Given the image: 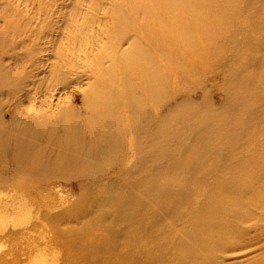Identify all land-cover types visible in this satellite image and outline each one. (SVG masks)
<instances>
[{
  "label": "rangeland",
  "instance_id": "374dc122",
  "mask_svg": "<svg viewBox=\"0 0 264 264\" xmlns=\"http://www.w3.org/2000/svg\"><path fill=\"white\" fill-rule=\"evenodd\" d=\"M177 28L186 54L162 44ZM140 46L175 73H136ZM165 76L160 95L143 89L146 78ZM89 117L111 121L101 138L117 148L87 163L79 180L63 172L80 168L75 152L86 151L66 152L59 133L60 160L31 167L29 153L4 157L16 133L29 141V130L88 127ZM114 124L127 133L109 140ZM0 135V264H81L85 236L103 229L87 227L66 245L57 227L88 226L80 201L107 183L111 210L125 183L146 184L154 205L171 206L135 221L136 246L158 257L151 264H264V0H0ZM118 239L120 247L126 237Z\"/></svg>",
  "mask_w": 264,
  "mask_h": 264
},
{
  "label": "bare ground",
  "instance_id": "6f19581e",
  "mask_svg": "<svg viewBox=\"0 0 264 264\" xmlns=\"http://www.w3.org/2000/svg\"><path fill=\"white\" fill-rule=\"evenodd\" d=\"M215 20V18H214ZM180 29V32H175L172 36L168 37L162 44L168 43L170 46L177 48L180 50L181 54H186L187 52L178 45L177 42V36L179 35L182 39H185L186 37V32L182 28H177ZM163 47L161 45L159 50H156V55L158 57H161V53L163 54ZM189 56L194 60V61H199V55L198 51H195V53L189 51ZM161 59V58H160ZM169 59V57H168ZM162 60V59H161ZM132 62L135 65V71L136 73H175L172 68L169 66L170 62H167L165 60V63L161 64L158 61H156L153 58V54L145 49L144 47H139L135 53L133 54V59ZM167 65V66H165ZM165 66V67H164ZM164 67V68H163ZM113 73H117V70L113 69ZM208 72V71H204ZM210 73V71H209ZM164 80H169V76H165L163 79L160 80H155L154 78H146V80L143 82L142 87L145 91H151V95L154 94H159L162 92L161 89L166 88V85L164 84ZM194 87L198 89L196 85L193 84ZM154 87V89H152ZM202 87V86H201ZM133 98L135 97V92L132 90L131 91ZM118 94L121 98L124 99L123 94L121 93V89H118ZM255 97V103H258L259 97L256 95ZM93 112H97V104L94 103L91 110ZM111 108L107 107V109L104 111V113H110ZM145 114V111L140 112V118ZM87 126L88 127H82L79 125H75V129L70 125L66 123H62L60 126L54 128L53 130L41 134L37 133L34 130H29L27 131L24 135L26 134H31V139L27 141V138L25 137L24 140H18L21 139V134L16 133V135H13V141L14 143L12 144V148H5L3 149L2 152H6L4 157H8L13 161H22V158L24 157L21 153H29L30 156L25 160V164L31 167H34L38 164H41V161L43 160L44 157L52 155V158L58 157L57 160H60L61 155H59V150L53 146V140L55 139L53 136L59 133L61 137L65 136V139L62 142V149H66V152H75V150H79L80 152H85L86 154L82 153H76L77 160L75 162L80 165V168L74 169V170H65L64 166L58 167V170H65L63 172V177L68 180H79L82 178V175L85 173L89 172V168H84L87 163L93 162L92 165H95L94 161L96 159H99V156L104 153H110L111 151L113 152L117 146L114 144L111 146V151L108 149L109 147L105 145V140L102 137V134L106 133L104 128L106 127H111V121H107V123L104 122V125L101 126L100 122L96 121V117H89L87 120ZM115 129H111V134L108 136L106 134V138L111 140L112 135H116L118 137H121L126 135V131L122 130L119 128V124H114ZM71 133L76 132L77 135L73 137ZM24 137V136H23ZM4 137L0 135V140H2ZM91 140L88 144V150L86 149V145L84 149H81V145L84 144L82 141L86 140ZM39 140H47L48 142H51V146L49 147H40L38 144ZM12 141V140H9ZM41 142V141H40ZM74 145V150L71 147V145ZM77 144V145H76ZM1 141H0V146H1ZM42 146V145H41ZM71 149V150H70ZM11 151V152H9ZM8 153H13V154H8ZM80 160V161H79ZM68 166L70 163H67ZM55 165V163H54ZM76 165V163H75ZM83 168V169H82ZM81 170V172H80ZM146 178V179H145ZM140 183H146L147 181L151 180L147 176H143L141 179ZM107 181H109L107 179ZM111 182V181H109ZM159 182V181H158ZM158 182L155 183V186L158 185ZM162 181H160L161 183ZM26 184V183H25ZM148 184V183H147ZM154 186V185H152ZM128 184H123L121 187L120 195L121 199L114 207V209L111 210V183H107V186L105 188H102L100 190H96L95 192L85 195L82 197V201H80V209L78 207V210H86V214L84 215V218L87 219L88 226L85 227H78L80 229L78 230H72L70 228H66L65 230H61V226L57 227L58 228V233L60 232V236L63 237L64 242L66 245H69L70 243L78 242L76 240V237L81 231L87 230V227H92V228H101L103 229V235L100 237L98 235H90V237L85 236V240H87V244L85 246V254L81 258L80 263L81 264H106L108 262H111V264H151L154 261H158V257L155 259L153 258H145L146 257V248L148 245H143V246H136L137 238L135 235V230H136V225L135 221L140 222V226L144 225L145 220L148 217V211H152V214L158 215L159 213V208L162 210H166L171 208L169 204L159 207L154 205L156 203V198L154 200L153 196L149 193L146 194L147 196L144 195V191L147 188L146 184L140 185V186H134V189L130 188ZM143 188V191L138 193L140 188ZM163 188V187H162ZM161 188V189H162ZM118 189V188H117ZM46 190V189H45ZM116 190V189H115ZM47 192V191H46ZM151 192V190H150ZM16 194V193H15ZM161 194V193H160ZM159 194V195H160ZM157 195V198L158 196ZM148 197L150 199H148ZM33 199L36 197L33 196ZM42 198V197H41ZM127 198H132V199H127ZM14 199V198H13ZM16 199V198H15ZM37 201V200H36ZM43 201V200H42ZM8 202V201H7ZM38 202V201H37ZM32 203V202H31ZM82 203V204H81ZM32 206V205H31ZM74 208V207H73ZM26 210V208L24 207ZM106 209V210H105ZM144 209V210H140ZM159 209V210H158ZM46 210V209H45ZM24 211V210H23ZM70 211V210H69ZM68 211V212H69ZM72 211V210H71ZM50 212V211H49ZM64 214V212L62 213ZM27 216V215H26ZM65 216V215H64ZM72 214H69L66 219L71 217ZM28 217V216H27ZM26 217V218H27ZM47 218V217H46ZM15 219V218H14ZM111 219L113 220L112 225H115L117 222L121 223L122 226L117 229L115 226H111ZM64 220V219H63ZM49 221V219H48ZM57 221V220H56ZM69 221V220H68ZM71 221V220H70ZM86 221V220H85ZM84 221V222H85ZM74 222V221H73ZM52 224V222H49ZM55 222L53 221V224ZM66 224V222H63ZM52 224V225H53ZM60 225V224H59ZM84 225V224H83ZM81 224V226H83ZM149 228H154L158 224H154L152 222H149ZM55 226V225H54ZM64 226V225H62ZM55 228V227H54ZM53 228V229H54ZM56 230V228H55ZM151 232V231H149ZM111 234H116V240L113 242L111 241ZM124 235L126 237V241L121 244L120 247L119 245V235ZM62 240V239H61ZM62 240V241H63ZM145 246V247H144ZM114 247L115 251H120V255L115 254V256H111V251L112 248ZM79 250V249H78ZM76 251V250H75ZM78 253V251H77ZM76 253V254H77ZM137 254V256H136ZM136 256V257H135ZM145 261V263H144ZM72 262V260H71ZM73 263V262H72ZM75 264V263H74Z\"/></svg>",
  "mask_w": 264,
  "mask_h": 264
}]
</instances>
